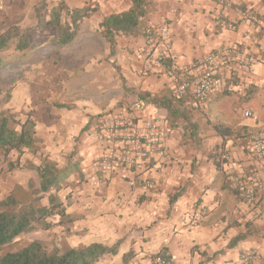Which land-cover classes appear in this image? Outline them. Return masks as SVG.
I'll list each match as a JSON object with an SVG mask.
<instances>
[{
	"label": "crops",
	"instance_id": "1",
	"mask_svg": "<svg viewBox=\"0 0 264 264\" xmlns=\"http://www.w3.org/2000/svg\"><path fill=\"white\" fill-rule=\"evenodd\" d=\"M147 1L142 29L120 34L114 55L128 88L135 91V102L145 92L160 98L173 94L172 80L166 74L145 67L150 44L144 30L165 21L172 33L171 57L178 66H189L217 49L237 45L255 58L253 74L223 75L221 84L204 102L189 92L179 106L187 117L175 121L174 127L169 126L170 114L165 108L153 104L134 108L131 112L138 117L167 119V157H157L147 172H93L89 181L86 177L85 182L80 180L83 192L77 194L79 203L68 195L71 220L67 227L72 233H81L87 245L100 242L111 246L121 241L117 254L102 257L103 264H122L123 254L130 249L135 253L130 264H153L152 256L159 252L169 254L173 264H238L241 254L252 249L260 253L254 264H264V216L254 217L253 207L230 188L226 174L256 165L250 134L264 128V0H225L255 10L262 19L258 25L240 21L224 0ZM66 2L71 8L98 5V10L83 21L65 56L73 61V55H79L83 64H98L97 47L90 44V31L82 27L95 17L99 30L97 25L103 17L128 10L133 0ZM222 18L239 21L238 28L223 27ZM99 38L106 46L101 33ZM106 44L105 51L110 53ZM246 110L252 111V116H245ZM188 121L198 124L196 140L185 133ZM218 126L230 127L232 133L223 136ZM98 151L99 145L84 133L76 154L80 166L92 170L91 161ZM146 179H154L155 184L147 187ZM180 189L182 193L170 204ZM244 232L248 236L230 246L231 240Z\"/></svg>",
	"mask_w": 264,
	"mask_h": 264
},
{
	"label": "rangeland",
	"instance_id": "2",
	"mask_svg": "<svg viewBox=\"0 0 264 264\" xmlns=\"http://www.w3.org/2000/svg\"><path fill=\"white\" fill-rule=\"evenodd\" d=\"M59 1L0 0V35L10 27H15L28 35L30 43L25 51H21L16 49V43L12 41L6 50L0 52L3 59L0 95H6L8 89L12 91L11 99L5 107L0 105V111L7 109L21 119L30 114L36 122L37 149L26 150L20 159L21 165L30 166L11 167L9 162H14L18 153L12 151L5 157L0 152V198L13 194L22 204L35 198L30 186L39 187L38 175L33 168L35 165L49 159L58 167L65 166L69 154H77L78 146L87 132L81 130L88 121L100 115L132 110L135 103V91L128 88L122 68L116 64L117 58L114 56L113 59L110 53H106V42L104 46L99 40L95 17L87 22V26L93 23L90 28L85 25L82 28L90 31V44L97 47L98 64H83L79 55H73L74 60L68 61L65 57L68 53L66 48L49 44L48 37L56 29L47 21L52 8ZM42 3L44 8L40 25L37 10ZM87 167H82L83 182L85 177L86 182L90 180V173H97ZM80 180L78 175L71 178L68 186L58 193V200L66 203L69 195L79 203V193L83 192L79 187L83 183ZM41 203H47V198H43ZM72 217L76 219L75 215ZM50 220L55 222L52 227H39L20 235L4 251L19 250L33 239L40 240L47 252L54 246H59L62 251L87 246L88 242L83 240L85 238L81 233H72L67 227L68 222H62L59 216H53Z\"/></svg>",
	"mask_w": 264,
	"mask_h": 264
},
{
	"label": "trees",
	"instance_id": "3",
	"mask_svg": "<svg viewBox=\"0 0 264 264\" xmlns=\"http://www.w3.org/2000/svg\"><path fill=\"white\" fill-rule=\"evenodd\" d=\"M147 0H133V6L128 10L118 13H111L103 17L99 23V30L109 45L110 55L116 54L117 37L120 34H133L142 29V19L146 14ZM44 4L37 10V17L41 25V12ZM98 10L97 4H86L82 7L71 8L65 0H60L58 5L51 11V17L47 23L56 29V32L48 37L49 44L57 45L62 48L71 47L78 36L83 21L92 16ZM151 35L154 27L144 30ZM149 37V36H148ZM15 41L16 49L25 51L29 47L28 35L20 29L10 27L8 31L0 35V52L6 50L10 43ZM2 57L0 55V68L2 66ZM11 89H8L6 95H0V105H5L11 99ZM173 94L159 97L148 92L138 95L137 101L133 104L134 108H142L147 104H153L156 107L165 108L169 111L170 127H174L175 121L182 117H187L186 111H182L180 100ZM177 105V107H175ZM129 109L130 113L132 111ZM91 120L82 128L85 132L90 127ZM198 124H192L188 121L186 124V134L192 140L197 139ZM218 132L221 135L231 134L230 127L218 126ZM36 122L28 114L26 118H17L7 109L0 111V152L7 157L12 151L18 153L17 159L9 162L11 167H28L30 165H21L20 159L26 150L35 151L36 147ZM81 160L76 156V152H71L68 156L67 164L63 167L49 159L35 165L39 187L30 186L31 192L35 198L26 203H20L13 194L0 198V264H103V256L115 255L119 251L118 241L114 245H105L100 242H93L85 247H73L62 251L59 246H54L50 252H47L38 239L31 240L28 244L19 250L4 251V249L13 243L20 235L32 232L37 228L49 229L55 222L50 218L59 216L62 222L71 220L67 209L71 203L69 198L64 203L58 200V193L68 186L70 178L79 175L83 180ZM182 193L178 190L171 197L172 204ZM47 198V203H41L43 198ZM248 232L241 233L233 238L230 246H234L239 241L248 236ZM161 252L152 256L154 259ZM135 256L133 249H130L122 256V264H130Z\"/></svg>",
	"mask_w": 264,
	"mask_h": 264
},
{
	"label": "built area",
	"instance_id": "4",
	"mask_svg": "<svg viewBox=\"0 0 264 264\" xmlns=\"http://www.w3.org/2000/svg\"><path fill=\"white\" fill-rule=\"evenodd\" d=\"M239 20L258 25L260 15L253 9L234 5ZM223 27L231 30L238 28L239 21L222 18ZM150 50L145 67L159 71L172 80V93L183 98L191 92L198 101H206L214 88L221 84L225 74L238 72L251 76L256 60L239 46L232 45L217 49L203 58H198L189 66H178L171 57L172 33L167 21L154 27L149 35ZM245 116H252L246 110ZM91 141L99 145V151L91 161L96 172L116 173L121 170L147 172L157 157H167L168 121L163 116L138 117L130 111L113 112L94 118L87 130ZM250 151L256 165L240 173L227 174V181L232 190L253 207L254 217L264 216V128L250 134ZM147 187L155 184L154 179L144 181ZM257 249L244 251L238 264H254L259 259ZM153 264H173L166 252H161Z\"/></svg>",
	"mask_w": 264,
	"mask_h": 264
}]
</instances>
